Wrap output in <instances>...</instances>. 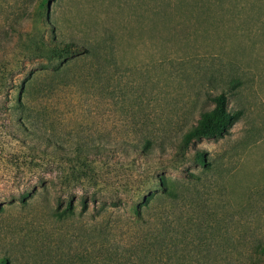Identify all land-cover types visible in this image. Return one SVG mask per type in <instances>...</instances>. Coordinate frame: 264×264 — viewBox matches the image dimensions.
I'll use <instances>...</instances> for the list:
<instances>
[{
	"label": "rangeland",
	"instance_id": "obj_1",
	"mask_svg": "<svg viewBox=\"0 0 264 264\" xmlns=\"http://www.w3.org/2000/svg\"><path fill=\"white\" fill-rule=\"evenodd\" d=\"M220 92L227 131L174 167ZM55 140L66 172L102 142L99 187L41 164ZM147 173L177 196L138 216ZM0 264H264V0H0Z\"/></svg>",
	"mask_w": 264,
	"mask_h": 264
},
{
	"label": "trees",
	"instance_id": "obj_2",
	"mask_svg": "<svg viewBox=\"0 0 264 264\" xmlns=\"http://www.w3.org/2000/svg\"><path fill=\"white\" fill-rule=\"evenodd\" d=\"M58 43L55 41L50 43L42 39L41 46L44 49L43 55L47 58H51L53 54L60 49L64 51L67 47H69L70 51L74 52L81 48L79 45L72 46L70 42L66 44V48H63V46H60L61 42L58 41ZM213 99L215 101V105L212 108L203 109L200 112V117L197 121L190 125L174 142L175 148L170 157L171 163L174 167L179 168L182 163L192 158L202 163H206V156L202 150L197 149L192 154H189L191 142L193 139L202 136H222L227 131L228 125L234 118V114L227 106V94L225 92H220L213 96ZM48 141L50 140L48 139ZM51 144V147L43 146L40 151L42 165H46L47 160L50 157L55 156L59 159L63 168L65 167L62 175L66 181L79 180L88 182V184H92L94 187H99L101 182L100 169L98 168L100 160L94 158L89 159L82 151L90 148L102 149V147H104L102 142H96L93 145L76 143L75 148L78 149V151L73 156H70V158H67L68 163L70 162L69 172H66L68 167L65 165L67 162H65L64 157L61 158V154L58 153V150L62 148L61 143L58 140H55L51 142ZM146 179L151 186L146 189L133 191V200L129 203L133 213L138 216L143 214V206H149L154 199L161 198V196L167 194L171 197L177 196V192L174 191L175 188L172 185L171 178H161L154 174L147 173ZM158 191H161V193L158 194ZM93 199H96V197ZM89 202L90 198L82 199L83 210H87V208H89ZM58 205L61 206V201L58 202ZM67 207L70 212L74 213L76 209L75 202L72 199H69Z\"/></svg>",
	"mask_w": 264,
	"mask_h": 264
}]
</instances>
